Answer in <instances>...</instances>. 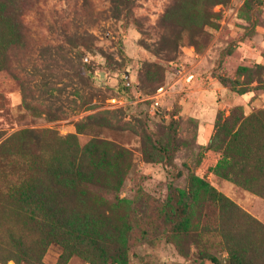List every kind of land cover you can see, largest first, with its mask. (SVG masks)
I'll list each match as a JSON object with an SVG mask.
<instances>
[{
    "label": "rangeland",
    "instance_id": "rangeland-1",
    "mask_svg": "<svg viewBox=\"0 0 264 264\" xmlns=\"http://www.w3.org/2000/svg\"><path fill=\"white\" fill-rule=\"evenodd\" d=\"M217 1L0 0V264H264V0Z\"/></svg>",
    "mask_w": 264,
    "mask_h": 264
},
{
    "label": "trees",
    "instance_id": "trees-1",
    "mask_svg": "<svg viewBox=\"0 0 264 264\" xmlns=\"http://www.w3.org/2000/svg\"><path fill=\"white\" fill-rule=\"evenodd\" d=\"M223 1H225V0H218L216 2V4L223 3ZM120 47H122V43H120ZM121 53H124L123 49H121ZM118 89H119L118 90L119 93H121L123 95H124V93L129 91V89L126 88V87H119ZM64 175H65L64 181L66 179H68V178H73V180H74L75 178L78 177L77 174L72 173V172H66V173H64ZM44 187L49 188L48 190H46L48 192H50V190L53 191V194L50 192L51 196H54L53 200H56V199L60 200L62 198H65L64 195L63 196L62 195H58L59 193H61L60 190L58 191L54 187L49 186V185L48 186H44ZM181 211H183L182 208H181ZM26 213H28L31 217H33V215L30 212L29 208L26 209ZM183 213L185 214L186 212L183 211ZM34 214H35V212H34ZM39 223H40L41 229H47L46 228L47 227L46 226V224H47L46 220H42ZM173 224L177 225V227H179L181 225V222H179L177 220H174ZM47 231H48L49 235L53 233V231L50 230V229H47ZM15 237L16 236L14 234H10V236H9V238L12 239V242H13L12 243V247L9 250L10 251L9 253L11 254V257L15 258L17 261H22V262L27 263V264H39L40 260H39L38 256H34L30 260V262H27L26 260H24L23 258H21L19 256V255H22V251L20 250V248H21V243L20 242L21 241L16 239ZM18 237H19V239H22V237H20V236H18ZM22 257H24V254L22 255ZM208 259H210L214 264H247L246 258L244 256L240 257L238 255H233V256L229 257L225 262H223V261H221V260H219V259H217L216 257H213V256H209Z\"/></svg>",
    "mask_w": 264,
    "mask_h": 264
}]
</instances>
